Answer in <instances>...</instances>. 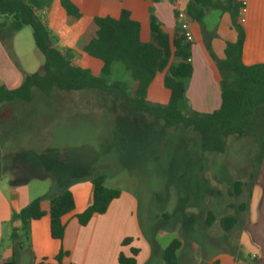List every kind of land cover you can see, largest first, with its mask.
Wrapping results in <instances>:
<instances>
[{
	"label": "rangeland",
	"instance_id": "obj_1",
	"mask_svg": "<svg viewBox=\"0 0 264 264\" xmlns=\"http://www.w3.org/2000/svg\"><path fill=\"white\" fill-rule=\"evenodd\" d=\"M6 22L0 30L5 52L24 77L41 74L45 59L32 29L14 33V21ZM71 49L79 63L76 46ZM201 56L197 52L196 60ZM263 125L264 109H258L245 136L226 140L224 154L204 155L192 131L167 129L147 115L132 117L102 95L36 92L30 105L0 109V189L19 187L37 197L104 176L109 188L137 201L143 231L163 234L158 242L164 249L180 241L185 251L197 239L199 253L212 256L226 247L236 252L250 210L264 197V136L257 132ZM237 182L244 185L239 198L231 195ZM242 205L247 214L236 211ZM209 212L216 217L212 229L205 225ZM236 212L239 225L224 246L217 237L220 221ZM213 238L217 245L209 244Z\"/></svg>",
	"mask_w": 264,
	"mask_h": 264
},
{
	"label": "trees",
	"instance_id": "obj_2",
	"mask_svg": "<svg viewBox=\"0 0 264 264\" xmlns=\"http://www.w3.org/2000/svg\"><path fill=\"white\" fill-rule=\"evenodd\" d=\"M55 0H0V30L7 27V20L14 21V33L31 28L36 48L44 57L41 74L24 77L16 90L0 86V109L5 105L23 103L30 105L34 94L44 96L59 93H96L107 98L112 104L132 117L147 115L165 128H181L192 131L200 138L202 154L222 155L226 152V140L243 137L252 124L258 109H264V66L246 67L243 51L246 34L241 23L243 1L240 0H186V16L191 28L198 26L204 35V19L213 11L229 14L237 41L227 45L225 60L219 61L211 45L206 41L207 52L213 62V70L221 90V107L212 115H201L191 110L183 113L180 108L187 105V89L193 75L191 64L192 44L188 43L181 29L179 15L176 14L177 29L170 35L159 24L150 10L148 21L149 39L143 40L142 26L132 19L128 11H123L118 21L94 19L76 43L80 53L79 63L74 62L76 51L60 46V40L51 32L46 21L37 12L51 7ZM159 3L162 0H146ZM67 22L72 27L81 24L82 16L70 0H60ZM1 37V36H0ZM163 77L164 96L162 103L152 104L148 94L156 80ZM59 184L61 182H58ZM93 204L78 216L81 227H87L96 216H104L111 204L120 199L122 193L106 185L104 176L91 180ZM244 185L235 183V197L243 194ZM49 202V211H42V203ZM246 205L236 211L244 213ZM76 211L74 195L69 189L59 196L51 192L33 201L28 207L13 217V222L21 228L14 230L12 241L30 239L31 225L44 218L50 219V236L54 242L62 243L65 235L64 219ZM238 213L235 217L220 221L222 233L220 244H228L227 235L239 225ZM216 223L214 213L209 212L206 227L212 229ZM222 241V242H221ZM130 240L124 243L127 246ZM210 245L214 238L209 240ZM182 242L174 241L161 252L165 264H178ZM133 257L120 256L119 264H137L138 251ZM64 254L57 258L61 262Z\"/></svg>",
	"mask_w": 264,
	"mask_h": 264
},
{
	"label": "crops",
	"instance_id": "obj_3",
	"mask_svg": "<svg viewBox=\"0 0 264 264\" xmlns=\"http://www.w3.org/2000/svg\"><path fill=\"white\" fill-rule=\"evenodd\" d=\"M240 1H245L247 5L242 24L246 34L243 63L246 67L264 66V0ZM70 2L82 16L81 24L69 28L66 26L67 17L60 0H55L50 8L37 12V15L46 21L51 32L59 38L60 46L64 48H74L94 19L118 21L123 11L130 12L132 19L141 24L143 40L146 42L149 39L150 10L154 11L159 24L172 35L178 27L176 14L186 12L189 4L186 0H162L159 3L146 0H70ZM204 30L205 35L200 27L192 28L193 75L188 83L185 107L201 115H212L221 107V90L205 44L206 41L210 43L215 35L216 40L210 45L218 48L214 54L219 61H223L227 45L236 43L237 33L233 29L230 15L220 11H213L206 16ZM3 45L0 38V86L16 90L22 85L24 76L5 52ZM197 52L202 55L200 61L196 60ZM163 96V77H160L151 88L148 100L152 104H159L162 103ZM257 132L259 137H263L264 125L260 126ZM86 178L85 182L76 183L69 189L75 198L76 211L64 219L66 230L62 243L51 239L48 217L31 225L29 241L24 238L12 241L13 231L21 228L20 223L13 222L14 216L50 192L56 197L62 192L54 194L53 188H50L47 193L33 197L29 190L19 187L0 189V264H119L120 256L130 259L133 257V250L138 251L137 264H165L160 256L166 249L158 242L163 234L153 231L152 236H149L143 231L138 218L139 205L133 197L125 193L111 204L104 216H96L87 227H81L78 216L93 204L94 188L89 181L90 178ZM41 207L43 212L48 213L49 202H43ZM247 212L248 208L244 214ZM193 234L196 233L193 231ZM217 237L222 238L221 235ZM128 240L131 243L124 246ZM196 241L197 239L190 241L192 244L188 245L185 251L183 244L178 255V264H264V197L260 205L250 210V217L243 226L236 252L226 247L222 252L209 256L206 252L197 251ZM224 246H227V243ZM61 253L64 256L61 262H58L57 258Z\"/></svg>",
	"mask_w": 264,
	"mask_h": 264
},
{
	"label": "built area",
	"instance_id": "obj_4",
	"mask_svg": "<svg viewBox=\"0 0 264 264\" xmlns=\"http://www.w3.org/2000/svg\"><path fill=\"white\" fill-rule=\"evenodd\" d=\"M243 8L241 10V23H244V16L246 14V9H247V5L246 2L244 1L242 4ZM179 21L181 23V29L184 32V36L187 40L188 43L193 44V34H192V28L190 27L189 23H188V19L186 16L185 12H179ZM68 264H73V263H68Z\"/></svg>",
	"mask_w": 264,
	"mask_h": 264
}]
</instances>
